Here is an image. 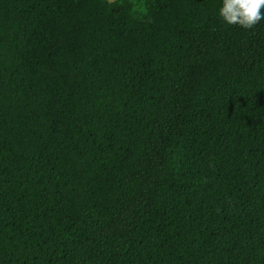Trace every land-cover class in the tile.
<instances>
[{"label":"trees","instance_id":"obj_1","mask_svg":"<svg viewBox=\"0 0 264 264\" xmlns=\"http://www.w3.org/2000/svg\"><path fill=\"white\" fill-rule=\"evenodd\" d=\"M221 6L0 0V264H264V19Z\"/></svg>","mask_w":264,"mask_h":264},{"label":"clouds","instance_id":"obj_2","mask_svg":"<svg viewBox=\"0 0 264 264\" xmlns=\"http://www.w3.org/2000/svg\"><path fill=\"white\" fill-rule=\"evenodd\" d=\"M262 9L264 0H222L218 14L228 25L251 29L264 19Z\"/></svg>","mask_w":264,"mask_h":264},{"label":"rangeland","instance_id":"obj_3","mask_svg":"<svg viewBox=\"0 0 264 264\" xmlns=\"http://www.w3.org/2000/svg\"><path fill=\"white\" fill-rule=\"evenodd\" d=\"M111 1H113V0H111Z\"/></svg>","mask_w":264,"mask_h":264},{"label":"crops","instance_id":"obj_4","mask_svg":"<svg viewBox=\"0 0 264 264\" xmlns=\"http://www.w3.org/2000/svg\"><path fill=\"white\" fill-rule=\"evenodd\" d=\"M111 1V0H110Z\"/></svg>","mask_w":264,"mask_h":264}]
</instances>
